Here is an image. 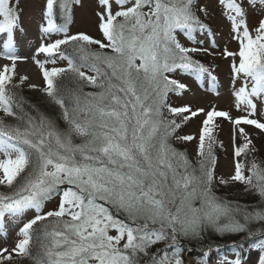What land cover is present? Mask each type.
Segmentation results:
<instances>
[{
    "label": "rangeland",
    "instance_id": "obj_1",
    "mask_svg": "<svg viewBox=\"0 0 264 264\" xmlns=\"http://www.w3.org/2000/svg\"><path fill=\"white\" fill-rule=\"evenodd\" d=\"M65 1L60 0V6H63ZM70 1L65 10L62 6L57 10L61 14L65 29H67L60 31L59 27L54 26L51 22L49 0H0V39L3 40V45L7 46V49L11 46L14 52L11 56L0 53V60L4 64L0 73V90L9 95L8 97L5 94L10 101L13 100V96L9 93L10 87L20 98L24 97L22 95L24 89L39 90L40 93H44L45 98H51L50 102L57 105L55 113L57 111L63 121L67 122L69 119L62 104V98L55 94L54 90L55 84L66 73V71H62L67 68L70 60L66 56L74 58L76 64L79 65L78 71L84 72L71 74L70 77L75 79L76 87L86 95L83 100H90L89 105L91 102L97 105L100 97L94 91L90 90L89 93L83 91L81 87L83 83H90L97 77L95 68L84 61L92 64L94 62L91 59H93L99 63L98 66L101 65L106 70L108 78L112 82L113 93L116 94L113 98V106L116 107L115 105L119 102L121 106L117 107L129 115V100L123 92L116 91L119 76L113 72L115 70L113 62L107 57L95 53L93 47L107 50L119 48V42L115 43L111 40L108 32L109 24L119 13H128V17L135 15L136 6L134 7V5H141L139 0H123V2L121 0H118L119 2L116 0ZM178 1L182 3V0ZM58 5L59 1L56 3V8ZM155 6L153 1L143 3L141 8H146L145 18H139L136 23L139 27L138 32L143 33L146 38V43L143 45L144 52L153 54L156 50L160 51L161 48L168 49V45L171 46V41L184 54L183 57L177 58L175 63L185 62L205 70L199 73L185 63L169 69L168 72L180 86L179 88H175V86L170 88L173 90L168 95H166L167 91L165 92L166 112L168 119L170 118L166 126L172 131V142L175 145L171 146L172 142L164 144L170 140H160L157 146L160 145L162 149L166 147L171 150L175 149L176 158L184 159L185 164L177 166L183 174L191 169H197L199 173H204L209 180L213 181L212 184L215 188L217 187V190L235 189L253 172L251 158L253 160L264 159V71L254 68V65L257 64L259 43H264V0H184L175 10H172L174 3L171 0H161L160 9L162 11L159 16L156 15L157 13L154 16ZM126 21V19L124 22L117 20L111 29L117 28L116 38L120 41L123 34L121 31L132 29L130 24L125 23ZM70 35H80L83 38H80L78 43H72V41L68 42V45L66 43L63 47L66 51H58L60 46H56V43L61 38ZM155 38L157 39L155 40ZM159 39L161 40L159 41ZM89 40L97 45L88 44L86 41ZM84 42L88 44V49L81 46L85 44ZM160 42L162 44L157 49ZM108 45L111 47L106 48ZM108 62H111L112 65L109 63L106 66ZM133 63L136 64L135 67L143 65V62L140 64L138 59H134ZM258 77L261 79V87L256 86L254 82ZM96 83L95 80L91 84ZM169 87L166 84L164 91ZM61 89L62 92H66L67 86L65 85ZM58 101L60 104H57ZM175 107L184 109V113L178 114L176 118L171 114ZM210 110L216 113L222 112V116L220 118L207 117ZM138 116V119L130 116L132 121L128 122L126 128H124V124L114 119H112L113 123L109 122L102 128V134L107 133L115 137L120 134L118 127L121 128V136L118 141L110 140L109 142L122 146L118 145L113 149V154L117 158L111 166L106 168L119 173L122 180L134 183L138 179L141 182V174L137 169L140 162L146 159L148 152L157 162L158 158L153 149L147 150L146 139L148 134L153 135L154 132L161 129L156 125L157 122L148 120L142 113ZM207 119L208 121H206ZM12 121L13 119L7 116L6 103L0 96V127L3 124L13 125L7 123H12ZM204 125L205 140H201L200 131ZM116 126L118 127L116 128ZM68 127H71L69 129L73 131L75 138L96 135L89 134L90 130L87 126H79L71 118ZM17 133L20 134L18 136L24 137V140L28 139L20 131ZM0 134L2 133L0 132ZM40 136L32 134L29 141L33 139L35 142L34 138ZM49 137L51 136L46 138ZM62 138L65 140V136ZM67 138L65 141L69 142L71 137L67 136ZM44 143L47 142L44 141ZM40 144L41 142H36L35 145L39 146ZM32 153L33 147L29 152L30 156ZM34 157L37 159L40 157L38 171L31 169V171L23 173L21 184L18 187V192H23H19L18 197L6 198L3 194L13 191L12 183L23 171L26 163L17 150L0 141V264H25L22 253V250L26 249L25 226L20 227V225L25 224L26 221L38 214L54 212L61 214L66 208L68 216L65 218L76 219L80 213L88 226L92 223L85 215V210L78 212L80 194L68 190V185L74 184L58 181L59 189L42 188L32 191L28 188V181L34 182L37 177H49L50 175L61 181V179L69 178L70 175L78 176L80 171L72 168L69 171L68 166L63 168L65 160L62 158V151H60V156L52 161L47 158L44 160L41 151L34 154ZM204 157L205 165L200 166L199 162ZM255 157L256 159H254ZM176 161L181 162V160ZM149 173L151 174L150 171ZM146 178L152 187V184L154 185L152 174L151 177L147 176ZM79 185L84 187L80 182ZM197 186V197L194 195V190L189 191L182 187L178 197L175 198L168 195V192L173 190L164 187L157 191L159 202L155 203L158 208L152 206L158 216H160V211H163L167 218L173 209V211H182L185 207L190 211L186 228H184V220L177 223L183 244L177 248V251H182L187 264H203L201 260L195 258L193 246L188 245L189 237H193L192 241H194L196 234L235 236L244 226L242 221L240 225L225 224L226 221H232V219H225L226 209L224 207L210 203L209 185L203 181L198 182ZM48 189H50V193H47ZM245 194L242 191V195ZM16 198L18 200H15ZM242 199L244 198L242 197ZM30 200L39 203V207L13 203V201L26 203ZM194 201L196 203L193 207H196V212H193L191 208ZM168 209L171 210L167 212ZM243 209L244 217H241V220L257 224L264 219V208L260 202L251 204L249 210L247 207ZM97 218L100 219L102 216L97 210H93L90 219ZM233 221L237 222V220ZM145 222L149 223L151 219H147ZM163 227L169 230L171 239H176L177 232H172L175 229L172 224L164 222ZM111 234L118 236V229L113 228ZM121 238L126 239L129 236L121 235ZM129 243L122 240L120 245L121 247L128 246ZM246 246L243 247L244 258L241 263L234 261V255L228 254L207 263L263 264L264 251L262 250H264V246L262 243L257 242L255 246L248 248ZM237 247L234 246L232 250L234 251ZM111 258L108 256L103 262L93 261L89 258L85 260V264H111L113 261ZM259 259L262 260L261 263ZM168 264L179 263L176 260H171Z\"/></svg>",
    "mask_w": 264,
    "mask_h": 264
},
{
    "label": "trees",
    "instance_id": "obj_2",
    "mask_svg": "<svg viewBox=\"0 0 264 264\" xmlns=\"http://www.w3.org/2000/svg\"><path fill=\"white\" fill-rule=\"evenodd\" d=\"M58 1L59 5L56 8ZM147 1H153V4L156 5L154 16H159L162 11L160 9L161 0H139L141 5L136 7L135 15L133 14L131 17L127 15L119 16L118 18L121 19L116 18V21L120 20V22H124V19H126L125 23L130 24L129 26H132L133 29L121 31L123 33L121 41L116 38L118 35L117 28L112 30L113 40L119 42V48L107 50L93 47L95 53L107 57L113 62L115 69L113 72L119 76L116 91L123 92L129 100L128 106L130 109H128V114L132 118L138 119V115L142 113L148 120L157 122L156 125L161 128L153 135L148 134L146 139L147 150L152 148L158 159L156 162L152 154L148 152L146 159L140 162L137 171L141 174V182L138 181L139 179L135 183L122 180L119 173L109 171L106 168L111 166L117 158L113 154V149L118 145L122 146L114 143L121 136V128L116 126L120 133L116 137L107 133L102 134V128L108 125L109 122L113 123L112 119L124 124V128H126L128 122L132 119L117 107L121 106L119 102L115 105L116 107L113 106V98L116 94L113 93L112 82L108 78L106 70L101 65L98 66L99 63L93 59H91L94 62L92 64L84 60L85 63L95 68L94 71L97 77L90 83L81 85L83 91L89 93L91 90L97 96H100L97 105L93 102L89 105L90 100H83L86 95L76 87L75 79L70 77L71 74L83 73V71H78L79 65L76 64V61H71L72 65L69 70L55 84V94L62 98V104L69 119L67 122L63 121L57 111L55 113L57 105L50 102L51 98H45L44 93H40L39 90L24 89L22 94L24 97L20 95V98L11 87L9 88L13 100L10 101L12 109L7 116L12 118L13 121L7 123L13 125L6 126L3 124L1 128L5 133L10 134L9 136L14 139L15 145L21 149L26 164L23 171L17 175L12 183L14 185L11 188L13 191L10 193L5 192L3 196L6 198L10 196L18 197V193L23 192H18L21 175L31 171V169L37 171L39 169L40 157L37 159L34 154L41 151L44 160L47 158L52 161L60 156V151H62V158L65 160L63 168L68 166V170L70 168L78 169L80 174L78 176L70 175L69 178L61 179V181L50 175L49 177H37L34 182L28 181V188L32 191L42 188L59 189L58 181H67V183L74 184L68 185V190L80 194L82 200L80 208L86 211L85 215L92 221L91 225L88 226L84 222L83 215L77 219L49 216L37 220L28 231V244L23 253L25 264H85L86 259L90 258L93 261L103 262L108 256L112 257L111 264H168L171 260H176L179 264H187L182 251H177V248L183 245L177 223L184 220L183 224L186 228V221L191 214L190 211L185 207L182 211H173V209L167 218L163 211H160V216H158L152 206L158 208L155 203L159 202L157 191L164 187L173 190L168 192L171 198L178 197L182 187L189 191L194 190V195L197 197V183L203 181L210 187V203H216L224 207L226 209L225 219H232V221L225 220L227 222L225 224L240 225L242 221L244 226L235 236L196 234L194 241H192L193 237H189L187 242L189 246H193L195 258L201 260L203 264H209L208 261L218 259L222 254H230L236 251L242 258L244 246L254 244V242L260 240L264 241V219L257 224H251L250 221L240 219L244 217L243 208L247 207V210H249L251 204L260 202L264 208V159L253 160L251 158L253 172L237 188L217 190V187L215 188L212 184L213 181L209 180L204 173H199L197 169H191L183 174L177 166L182 163L185 164L184 159L176 158L177 152L174 148L173 150L169 147L162 149L160 145L157 146L160 140H170L164 144H170L173 140L172 131L166 126L170 118L168 119L166 112L165 92L167 91L166 95L170 94V91L173 90H170V88L174 87L173 82H171L172 75L168 71L178 64L174 61L180 56L183 57L184 54L171 41V46L168 45V49L161 48L160 51L156 50L153 54L144 52L143 45L146 43V38L143 33L138 32L139 27L136 23L139 18H145V10L141 6ZM52 2L54 13L56 12L54 17L58 23L61 14L57 10L61 9L62 5L60 6V0H53ZM70 2V0H66L62 8L65 10ZM171 2L174 3L172 10L182 4L178 0H171ZM155 13L157 14L155 15ZM116 21L113 26H115ZM75 42L78 43L77 40L72 41V43ZM88 44L85 43L81 46L87 48ZM161 44L162 42L157 45V49ZM187 55L190 56L188 53ZM257 56L256 68L264 71V43H259ZM134 59L140 60V64L143 62V65L135 67ZM111 62H108L106 66ZM95 80L97 83L91 84ZM166 84L170 87L164 91ZM65 85L67 86L66 92H62L61 88ZM57 104H60V102L58 101ZM172 111L171 114L176 118L178 115L177 107L173 108ZM70 118L79 126H87L90 130L89 134L96 135L92 137L84 135V137L75 138L73 131L69 129L71 127H68ZM63 123L64 126H62ZM19 131L28 139L24 140V137L18 136L20 135L17 133ZM32 134L41 136L35 137V142L33 139L29 141ZM47 136L51 137L46 138ZM64 136L65 140L67 136L71 137L70 141L66 142L62 138ZM110 140L114 142H109ZM44 141L47 143H44ZM36 142H41V144L39 146L35 145ZM31 144L33 145L31 146ZM172 144L171 146L175 145L173 142ZM32 147L33 153L30 156L29 152ZM156 156L154 157L156 158ZM176 160H181V162ZM199 165H205V157L200 160ZM149 171L154 179L152 187H150L151 183L149 184L146 178L147 176L151 177ZM79 182L84 187H81ZM118 184L119 186H117ZM50 189L47 190V193L51 192ZM242 191L246 194L242 195ZM184 201L183 198V204ZM195 203L196 201L191 204L193 212H196V207H193ZM93 210H97L102 218L90 219ZM169 210L171 209L166 211ZM147 219H151V222L146 223L145 220ZM233 220H237V222ZM164 222L175 227L172 232H177L176 239H171L169 230L163 227ZM113 228L118 229V236L111 234ZM121 235H128L129 238L123 239ZM122 240L130 242L129 245L121 247ZM234 246L238 247L233 251Z\"/></svg>",
    "mask_w": 264,
    "mask_h": 264
},
{
    "label": "bare ground",
    "instance_id": "obj_3",
    "mask_svg": "<svg viewBox=\"0 0 264 264\" xmlns=\"http://www.w3.org/2000/svg\"><path fill=\"white\" fill-rule=\"evenodd\" d=\"M3 62H2V60H0V73L2 72V70H3Z\"/></svg>",
    "mask_w": 264,
    "mask_h": 264
}]
</instances>
